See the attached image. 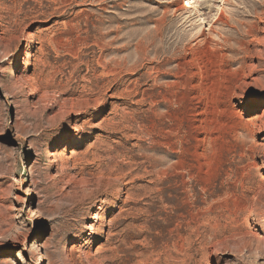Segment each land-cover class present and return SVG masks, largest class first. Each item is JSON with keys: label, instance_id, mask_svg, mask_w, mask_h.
<instances>
[{"label": "rangeland", "instance_id": "rangeland-1", "mask_svg": "<svg viewBox=\"0 0 264 264\" xmlns=\"http://www.w3.org/2000/svg\"><path fill=\"white\" fill-rule=\"evenodd\" d=\"M182 1L0 0V264H264V0Z\"/></svg>", "mask_w": 264, "mask_h": 264}, {"label": "bare ground", "instance_id": "bare-ground-1", "mask_svg": "<svg viewBox=\"0 0 264 264\" xmlns=\"http://www.w3.org/2000/svg\"><path fill=\"white\" fill-rule=\"evenodd\" d=\"M181 8L182 9H186V8H192L191 7V2H186V1H182V5H181ZM223 14L221 15V18H223ZM163 22V21H162ZM164 24V23H163ZM161 27H159V29H160ZM157 32V31H156ZM184 42H186V41H184ZM142 43V42H141ZM142 45V44H141ZM148 46V45H147Z\"/></svg>", "mask_w": 264, "mask_h": 264}]
</instances>
